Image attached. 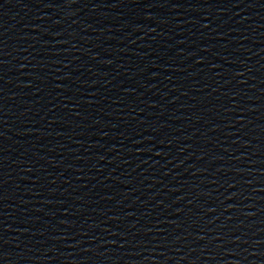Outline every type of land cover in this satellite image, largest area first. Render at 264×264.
<instances>
[{
    "label": "water",
    "instance_id": "obj_1",
    "mask_svg": "<svg viewBox=\"0 0 264 264\" xmlns=\"http://www.w3.org/2000/svg\"><path fill=\"white\" fill-rule=\"evenodd\" d=\"M0 264H264V0H0Z\"/></svg>",
    "mask_w": 264,
    "mask_h": 264
}]
</instances>
